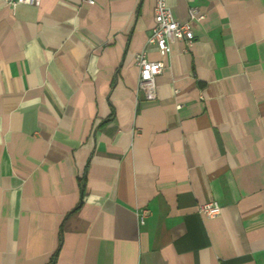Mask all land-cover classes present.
Masks as SVG:
<instances>
[{
    "label": "crops",
    "instance_id": "0c3cea01",
    "mask_svg": "<svg viewBox=\"0 0 264 264\" xmlns=\"http://www.w3.org/2000/svg\"><path fill=\"white\" fill-rule=\"evenodd\" d=\"M155 3L0 0V264H264V0H167L148 100Z\"/></svg>",
    "mask_w": 264,
    "mask_h": 264
},
{
    "label": "built area",
    "instance_id": "2783aa9c",
    "mask_svg": "<svg viewBox=\"0 0 264 264\" xmlns=\"http://www.w3.org/2000/svg\"><path fill=\"white\" fill-rule=\"evenodd\" d=\"M42 0H7L8 5L16 8L20 4H29L39 6ZM93 4V1H89ZM155 22L152 34L147 41V46L155 48L159 51L162 60L150 61L147 53L144 51L137 55L136 62L139 68L138 88L142 90L148 100L157 98L156 79L165 68L164 58L168 56L169 47L172 43L182 41L186 44V48H191L195 42V34L193 25L195 22L204 20L202 15L196 9L189 10V21L181 23L174 18L172 10L168 6L167 0H156ZM199 212L209 218L218 217L222 209L218 202H207L199 207ZM148 211L142 216V221L147 217Z\"/></svg>",
    "mask_w": 264,
    "mask_h": 264
}]
</instances>
